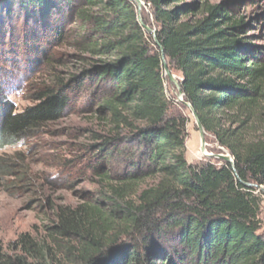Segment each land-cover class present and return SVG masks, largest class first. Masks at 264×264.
Masks as SVG:
<instances>
[{"label": "trees", "instance_id": "1", "mask_svg": "<svg viewBox=\"0 0 264 264\" xmlns=\"http://www.w3.org/2000/svg\"><path fill=\"white\" fill-rule=\"evenodd\" d=\"M178 1L144 0L156 44L133 0H0V52L25 30L38 80L23 109L0 105V148L72 114L101 124L75 128L70 145L96 190L57 206L41 237L0 246V264H264L262 200L244 185L264 186V58L244 16ZM185 102L233 166L188 162Z\"/></svg>", "mask_w": 264, "mask_h": 264}, {"label": "rangeland", "instance_id": "2", "mask_svg": "<svg viewBox=\"0 0 264 264\" xmlns=\"http://www.w3.org/2000/svg\"><path fill=\"white\" fill-rule=\"evenodd\" d=\"M141 1L139 15L148 21L151 28H154L149 9L144 0ZM184 2L225 4L230 15L244 16L246 24L242 30L245 38L250 39L264 58V0H179L177 4ZM1 24L0 22L2 36L4 30ZM14 30L13 36L4 38V45H1L3 52H0V105L8 104L19 111L30 104L32 88L38 80L34 70L35 54L31 53L32 49L29 45L23 44V39L27 42L29 35H26L25 30L19 26ZM150 36L154 39L152 35ZM162 69L168 98L180 102L177 86L170 83L164 68ZM170 71L179 83L180 73ZM179 109L189 119L186 126L188 162L210 159L220 163L221 160L216 157L209 158L201 154L195 119L185 105L182 104ZM258 112L264 113V103L260 105ZM100 125L90 115L72 114L49 124L31 138L11 142L0 148L1 247L5 248L22 233L41 237L44 225L54 220V210L57 206L77 205L86 194L96 190V179L88 169V163L79 158L81 155L79 152L70 150V145L76 141L72 137L75 135V128L86 126L99 130ZM88 138V135H82L79 141L89 142ZM205 151L230 155L206 133ZM88 156L89 153L85 155L86 160ZM254 188L255 193L259 194L262 200L259 217L264 227V192L258 187Z\"/></svg>", "mask_w": 264, "mask_h": 264}, {"label": "water", "instance_id": "3", "mask_svg": "<svg viewBox=\"0 0 264 264\" xmlns=\"http://www.w3.org/2000/svg\"><path fill=\"white\" fill-rule=\"evenodd\" d=\"M135 2V6H136V9H137V13H138V21L140 24H143L142 23V20H141V17L139 15V11L142 7V1L141 0H133ZM143 29L144 31L147 33V34H150L153 36L154 38V41L156 44H158L156 38H155V29L154 28H151L149 27L148 25H144L143 24ZM160 52H161V58H162V65H163V68H164V72L166 74V76L168 77V80L170 81L171 84H174L175 86H177L178 88V96L181 97L180 100H182V95H183V92L180 88V85L178 83V80L175 79V76L174 74L171 73L170 69L168 68L167 64H166V60H165V55H164V52H163V49L160 47ZM185 106L190 110V112L192 113L194 119H195V122H196V125H197V128H198V131H199V137H200V151H202L203 153H205L204 155L211 158V157H216L220 160H223V161H226V162H229L232 166L234 165V162H233V158L228 155V154H221V153H218V154H212V153H206L205 151V131H204V128L199 120V117L197 115V113L194 111V109L191 107L190 103L188 102H185ZM234 169V167H233ZM244 185L246 187H257L256 184H252V183H244ZM258 188L262 189L263 192H264V188L262 186H259Z\"/></svg>", "mask_w": 264, "mask_h": 264}, {"label": "bare ground", "instance_id": "4", "mask_svg": "<svg viewBox=\"0 0 264 264\" xmlns=\"http://www.w3.org/2000/svg\"><path fill=\"white\" fill-rule=\"evenodd\" d=\"M201 154L203 155V154H205V153H203V152L201 151Z\"/></svg>", "mask_w": 264, "mask_h": 264}]
</instances>
